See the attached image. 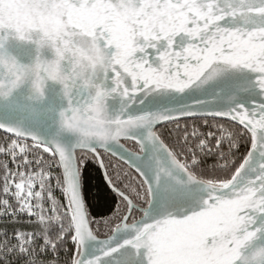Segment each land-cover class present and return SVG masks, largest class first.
<instances>
[{
    "label": "snow or ice",
    "instance_id": "1",
    "mask_svg": "<svg viewBox=\"0 0 264 264\" xmlns=\"http://www.w3.org/2000/svg\"><path fill=\"white\" fill-rule=\"evenodd\" d=\"M0 264H264V0H0Z\"/></svg>",
    "mask_w": 264,
    "mask_h": 264
},
{
    "label": "trees",
    "instance_id": "2",
    "mask_svg": "<svg viewBox=\"0 0 264 264\" xmlns=\"http://www.w3.org/2000/svg\"><path fill=\"white\" fill-rule=\"evenodd\" d=\"M90 171H91V176H92L91 185L93 186V187L91 188V191H92L93 193H96V187H94V186L97 185L98 183H100L99 178H98V176H99L100 174H98V173L95 171V166H94V165H93V168H92ZM97 211H100V210L97 209Z\"/></svg>",
    "mask_w": 264,
    "mask_h": 264
},
{
    "label": "water",
    "instance_id": "3",
    "mask_svg": "<svg viewBox=\"0 0 264 264\" xmlns=\"http://www.w3.org/2000/svg\"><path fill=\"white\" fill-rule=\"evenodd\" d=\"M102 174V173H101Z\"/></svg>",
    "mask_w": 264,
    "mask_h": 264
}]
</instances>
